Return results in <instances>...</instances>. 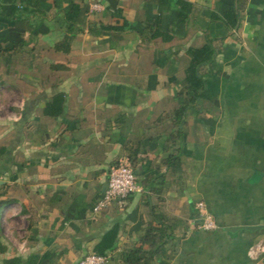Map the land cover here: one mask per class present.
Returning <instances> with one entry per match:
<instances>
[{
  "label": "crops",
  "instance_id": "obj_1",
  "mask_svg": "<svg viewBox=\"0 0 264 264\" xmlns=\"http://www.w3.org/2000/svg\"><path fill=\"white\" fill-rule=\"evenodd\" d=\"M73 1L87 10L68 30ZM13 6L19 18L0 17V264H75L113 226L106 264L135 246L137 264H264L249 254L264 245V0H0ZM209 40L207 95L177 137L188 48ZM123 161L140 190L94 211ZM199 200L216 228L198 226ZM164 227L153 250L143 237Z\"/></svg>",
  "mask_w": 264,
  "mask_h": 264
},
{
  "label": "trees",
  "instance_id": "obj_2",
  "mask_svg": "<svg viewBox=\"0 0 264 264\" xmlns=\"http://www.w3.org/2000/svg\"><path fill=\"white\" fill-rule=\"evenodd\" d=\"M28 4H34L36 8L39 7L40 0H20ZM82 1V0H79ZM241 2V0H239ZM87 8H81V5L78 1H73L71 8L68 12L65 13V20L68 24V30H71L74 24L80 20V17L84 12H86ZM7 17L11 19H17L20 17V14H17V7L13 6L11 12L6 13L5 7L0 8V17ZM240 20V14L238 13V8L232 9L226 12L223 16V21L231 27H235ZM103 30H119L122 29L121 26L115 25H101L100 27ZM154 36L163 34V31L160 30V27H156L154 30ZM216 53L215 47L212 45L209 40L204 45L200 47H191L188 48L189 54V62L185 68V76L182 79L180 89L177 92V95L180 98L179 105L173 111V124L175 126V130L173 133L177 137H181L183 135V131L181 130V126L185 121V113L186 110L193 106L194 103L198 102L201 98L207 95L205 80L203 78L201 67L210 63L214 55ZM63 103L64 99L61 94H57L53 96V98L48 101L44 107V113L48 116L55 117L59 116L63 111ZM179 150V149H178ZM169 161L174 164V159H177V155H170ZM177 163L175 162V165ZM11 201L0 200V209L3 203H9ZM149 229L154 230L152 226ZM165 227L163 229L157 228V233H151L150 235H145L143 237V241H150L156 250L160 245H163L167 242L170 237L169 233L166 234ZM1 231V229H0ZM155 235H157L155 237ZM117 237V228L116 226L111 227L101 238L99 243L95 247V253L98 254H107V250L110 249ZM1 249V244H0ZM142 251L141 246H135L128 249H125L121 255L123 264H137L140 259V252Z\"/></svg>",
  "mask_w": 264,
  "mask_h": 264
},
{
  "label": "built area",
  "instance_id": "obj_3",
  "mask_svg": "<svg viewBox=\"0 0 264 264\" xmlns=\"http://www.w3.org/2000/svg\"><path fill=\"white\" fill-rule=\"evenodd\" d=\"M98 4H93L97 8ZM140 190L136 183L135 173L127 161H123L113 167L109 171L107 186L103 195L98 199L93 207L94 211H99L106 208L113 203L119 207H123L127 202V197L133 191ZM5 208V207H4ZM195 208L198 211V226L203 230H212L217 227V223L213 215L209 212L204 201H197ZM3 210V209H2ZM4 211H2L3 214ZM264 250V245L256 244L249 248L251 256ZM109 260L108 254H98L95 252H88L82 255L75 264H106Z\"/></svg>",
  "mask_w": 264,
  "mask_h": 264
},
{
  "label": "rangeland",
  "instance_id": "obj_4",
  "mask_svg": "<svg viewBox=\"0 0 264 264\" xmlns=\"http://www.w3.org/2000/svg\"><path fill=\"white\" fill-rule=\"evenodd\" d=\"M0 106L1 107L3 106V99L2 98H0ZM1 107H0V115L4 113V110ZM5 210H6V208H4L2 210V207H1V209H0V215H2V211H4L3 212V215L5 216ZM14 224H17V223H14Z\"/></svg>",
  "mask_w": 264,
  "mask_h": 264
},
{
  "label": "water",
  "instance_id": "obj_5",
  "mask_svg": "<svg viewBox=\"0 0 264 264\" xmlns=\"http://www.w3.org/2000/svg\"><path fill=\"white\" fill-rule=\"evenodd\" d=\"M3 183V181L0 179V185Z\"/></svg>",
  "mask_w": 264,
  "mask_h": 264
}]
</instances>
